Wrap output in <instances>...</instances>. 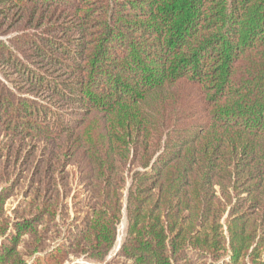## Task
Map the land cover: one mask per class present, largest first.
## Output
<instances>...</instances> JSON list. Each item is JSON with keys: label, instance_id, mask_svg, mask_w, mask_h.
Segmentation results:
<instances>
[{"label": "trees", "instance_id": "obj_1", "mask_svg": "<svg viewBox=\"0 0 264 264\" xmlns=\"http://www.w3.org/2000/svg\"><path fill=\"white\" fill-rule=\"evenodd\" d=\"M78 259L264 264V0H0V264Z\"/></svg>", "mask_w": 264, "mask_h": 264}, {"label": "rangeland", "instance_id": "obj_2", "mask_svg": "<svg viewBox=\"0 0 264 264\" xmlns=\"http://www.w3.org/2000/svg\"><path fill=\"white\" fill-rule=\"evenodd\" d=\"M14 203H15V199L13 198L7 202L6 207L10 208L12 205H14ZM125 229H126V219H125V215H123V218H122V220L118 226V229H117L116 245H115L113 251L111 252V256L108 259H110L112 256H114L116 254V252L120 249L121 244H122V240L124 238ZM67 264H88V262L83 260V259H78V260H73L71 263H67Z\"/></svg>", "mask_w": 264, "mask_h": 264}]
</instances>
